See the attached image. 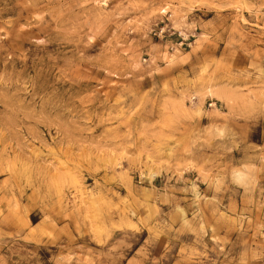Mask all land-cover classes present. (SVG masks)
<instances>
[{"label": "rangeland", "instance_id": "rangeland-1", "mask_svg": "<svg viewBox=\"0 0 264 264\" xmlns=\"http://www.w3.org/2000/svg\"><path fill=\"white\" fill-rule=\"evenodd\" d=\"M0 264H264V0H0Z\"/></svg>", "mask_w": 264, "mask_h": 264}]
</instances>
